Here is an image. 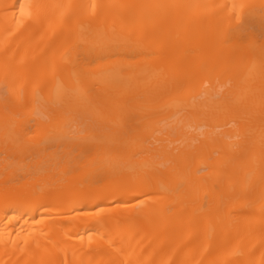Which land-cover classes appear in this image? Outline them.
<instances>
[{
    "label": "bare ground",
    "instance_id": "bare-ground-1",
    "mask_svg": "<svg viewBox=\"0 0 264 264\" xmlns=\"http://www.w3.org/2000/svg\"><path fill=\"white\" fill-rule=\"evenodd\" d=\"M0 149V264H264V0H0Z\"/></svg>",
    "mask_w": 264,
    "mask_h": 264
},
{
    "label": "rangeland",
    "instance_id": "rangeland-1",
    "mask_svg": "<svg viewBox=\"0 0 264 264\" xmlns=\"http://www.w3.org/2000/svg\"><path fill=\"white\" fill-rule=\"evenodd\" d=\"M29 123H30V122H29ZM33 123H34V122H33ZM33 123H32L31 125H33ZM0 150H1V149H0ZM1 152H2V151H0V157H1V158H0V161H1V159L5 156V154H4L3 152H2V153H1ZM1 177L4 178V176H2V175L0 176V178H1ZM16 179H17V178H16ZM18 179H19V178H18ZM18 179H17V180H18ZM20 179H21V178H20ZM17 180H15V181L13 182V184H14ZM12 181H13V180H12ZM20 181H21V180H20ZM11 183H12V182H11ZM11 183H7V184H5V185H6V186H9V184H11ZM17 183H18V181H17ZM17 183H16V184H17ZM77 194H78V193H77ZM77 194H76V193H74V195L72 194V195H71V198H73V196H77ZM228 203H229V202H228ZM225 206H226V203H225Z\"/></svg>",
    "mask_w": 264,
    "mask_h": 264
}]
</instances>
